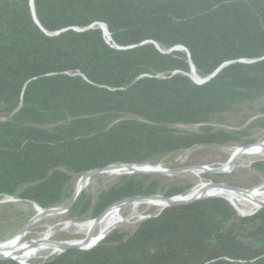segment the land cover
Here are the masks:
<instances>
[{
	"label": "trees",
	"instance_id": "trees-1",
	"mask_svg": "<svg viewBox=\"0 0 264 264\" xmlns=\"http://www.w3.org/2000/svg\"><path fill=\"white\" fill-rule=\"evenodd\" d=\"M33 5L36 18L32 0H0V198L66 206L87 171L233 144L235 131L208 123L264 101V0ZM192 64L206 81L192 79ZM253 165L264 174V161ZM167 177L121 174L96 197L84 189L65 214L93 220L125 198L194 187ZM39 264H264V207L242 215L224 196L167 206Z\"/></svg>",
	"mask_w": 264,
	"mask_h": 264
},
{
	"label": "rangeland",
	"instance_id": "rangeland-1",
	"mask_svg": "<svg viewBox=\"0 0 264 264\" xmlns=\"http://www.w3.org/2000/svg\"><path fill=\"white\" fill-rule=\"evenodd\" d=\"M208 124L216 130L227 129L235 131L238 135V139L233 144L226 146L199 145L187 150H180L173 154L162 156L156 160L155 164L150 163V165L161 166L168 170L203 166H209L211 168L221 167L228 161L231 154L236 149L264 142V101H249L244 103L241 108L232 109L227 113L215 115ZM178 127L186 130H199L198 125L182 124L178 125ZM257 161H264V151L257 154H244L236 161L234 167L229 172L197 173L194 171H188L172 174H150L165 175L168 176V180L171 181L191 182L194 184V187H197V185L199 186L200 183L222 182L250 190L264 184L263 172L253 165V162ZM124 173L131 172L98 174L96 175L97 177L92 179L85 190L91 191L95 195L94 197H96L101 188L111 186L117 180L118 176ZM100 175L105 176L100 178L98 177ZM78 179L74 182L75 190ZM224 197L227 198L226 196ZM34 205L35 204L31 202L22 201L17 198H13L12 200L9 196H3L0 198V241H6L12 238L33 217L36 216L37 212L35 211ZM251 205L252 204L244 201L241 203L238 202V207L240 208H237L235 204L233 206L242 215H248L249 213L252 214L262 208H256ZM161 210L162 208L160 206L145 203L137 206H126L121 210V216L125 217L126 220L117 227L135 225L141 219L150 215H156ZM241 210H243V212H241ZM86 221L88 220L80 221L69 219L65 213L43 216L29 227L26 235L22 239V243L30 244L36 239L43 238L46 234L50 236L52 241H73L83 239L86 237V231L80 230L77 224ZM94 232L97 234L99 228ZM55 253H57V251H54L51 248L41 249L31 256L26 263H22V259L17 260H19L21 264H39L42 260L49 258Z\"/></svg>",
	"mask_w": 264,
	"mask_h": 264
},
{
	"label": "bare ground",
	"instance_id": "bare-ground-1",
	"mask_svg": "<svg viewBox=\"0 0 264 264\" xmlns=\"http://www.w3.org/2000/svg\"><path fill=\"white\" fill-rule=\"evenodd\" d=\"M104 35L106 40L111 42L110 33L107 27L103 24ZM181 47V46H180ZM183 48V47H182ZM191 76L198 82L201 78L197 74L195 68L192 70ZM264 151V142L256 143L244 148L236 149L228 159V161L219 168H211L209 166L203 167H191L187 169L178 170V172H190L194 171L197 173L203 172H229L234 167L236 161L244 154H257ZM144 171L152 173H167L170 172L168 169L161 166H148V165H135V166H112L105 168L103 170H95L84 173L77 182L75 193H81L90 184L93 177L101 173H118V172H131ZM264 184L259 185L250 190H241L237 187H230L225 184H215L212 182L200 183L199 186L194 187L190 193L183 199H188L194 196L210 195V194H222L226 196L237 208L238 202H247L252 204L251 206L260 207L264 205ZM12 198V197H10ZM181 198V197H179ZM13 200V198H12ZM152 204L163 208L168 203L162 198H150V199H133L122 204H115L110 206L108 210L99 219L88 220L83 223L77 224L80 230H85L86 237L76 241L77 244L91 246L102 240L110 231L116 228L119 224L126 220L125 217L121 216V210L126 206H137L140 204ZM34 207L37 210L38 216H48L49 214H54L55 212L42 211L36 205ZM249 209V208H248ZM246 210V209H245ZM243 212V210H241ZM99 228V232L95 234V230ZM27 229L23 228L16 235L6 241H0V257L5 255H12L17 259H22V263H26L28 259L33 256L36 252L41 249L51 248L54 251H59L64 243L69 241H62V243L54 242L51 240L50 236L46 234L43 238L36 239L30 244L22 243L23 237L27 233ZM50 232V231H48ZM47 232V233H48ZM51 233V232H50ZM52 234V233H51ZM90 234L93 238H90Z\"/></svg>",
	"mask_w": 264,
	"mask_h": 264
},
{
	"label": "water",
	"instance_id": "water-1",
	"mask_svg": "<svg viewBox=\"0 0 264 264\" xmlns=\"http://www.w3.org/2000/svg\"><path fill=\"white\" fill-rule=\"evenodd\" d=\"M32 7H33V12H34V16L36 18V15H35V11H34V5H33V0H32ZM36 21L38 22V20L36 19ZM93 26V25H92ZM99 26L104 30V27H103V24H99ZM46 32V31H45ZM111 37V36H110ZM108 43H110L108 40H107ZM174 49H183L182 47L178 46V47H175ZM224 65L226 64H223L217 71L216 73L222 68L224 67ZM192 70H194V65L192 64ZM216 73H214L212 76H214ZM191 76V75H190ZM192 77V76H191ZM201 78V77H200ZM192 79L197 82V83H203L204 81H206L205 79H202L200 80V82L196 81L193 77ZM135 165H148V166H153V165H150V164H122V165H110V166H107L105 168H109V167H112V166H135ZM155 167V166H153ZM105 168H98V169H93V170H90V171H95V170H103ZM178 170H181V168H178V169H171L169 170L170 172H167L168 174H172V173H180L178 172ZM89 172V171H87ZM85 172V173H87ZM152 173V172H144V171H135L134 173ZM167 173H160V174H167ZM212 183H215V184H225V183H222V182H212ZM227 186H230V187H235V186H232V185H229V184H225ZM241 190H246V189H243V188H240V187H237ZM83 192V191H82ZM81 192V193H82ZM81 193H75L74 194V197L71 199V201L68 203V205L66 206H63V207H55V208H51V209H43L40 205H38L37 203H35V205L42 211H52V212H55L54 214L56 213H65L69 210V208L73 205V203L77 200V198L81 195ZM190 193V192H189ZM189 193L185 194V195H179V196H174V197H164L162 195H151V196H135V197H129V198H125V199H122L116 203H114L113 205L115 204H122V203H125L129 200H133V199H150V198H162L164 200H166L168 203L166 204V206H164L163 208L167 207V206H172V205H181V204H186V203H190V202H193V201H196V200H200V199H204V198H207V197H211V196H223L222 194H210V195H202V196H194V197H191V198H188V199H183L185 196H187ZM181 197V198H179ZM13 198V197H12ZM233 204V203H232ZM112 205V206H113ZM234 205V204H233ZM264 206V205H263ZM263 206H260V207H263ZM162 208V209H163ZM108 210V209H107ZM105 210L100 216H98L97 218L95 219H99L101 218V216L107 211ZM251 214V213H249ZM49 215H52V214H49ZM42 216H38L36 214L35 217H33L23 228H26L27 230L29 229V227L36 221L38 220L39 218H41ZM94 220V219H93ZM22 228V229H23ZM21 229V230H22ZM90 238H93L90 234ZM54 242H58V243H62V241H54ZM97 243L91 245V246H86V245H80V244H77L76 241H69V242H66L64 243V245L61 247V249L59 251H57V253H61L65 250H68V249H88V248H91L93 247L94 245H96ZM8 258H13V259H16V257L12 256V255H5V256H2L0 257V260H4V259H8ZM19 261V260H17Z\"/></svg>",
	"mask_w": 264,
	"mask_h": 264
}]
</instances>
